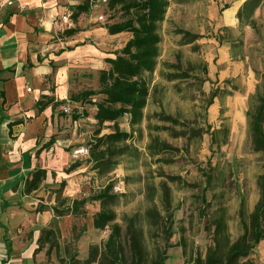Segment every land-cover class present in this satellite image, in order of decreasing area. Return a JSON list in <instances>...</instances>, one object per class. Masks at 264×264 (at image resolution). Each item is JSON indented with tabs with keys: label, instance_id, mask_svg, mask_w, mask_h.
I'll list each match as a JSON object with an SVG mask.
<instances>
[{
	"label": "rangeland",
	"instance_id": "1",
	"mask_svg": "<svg viewBox=\"0 0 264 264\" xmlns=\"http://www.w3.org/2000/svg\"><path fill=\"white\" fill-rule=\"evenodd\" d=\"M89 1L92 2L90 10L82 13L77 23L72 20L71 27L77 25L81 29L77 37L64 36L63 31L69 27L62 26L53 38L57 42L71 38L73 46L64 42L63 50L66 51L62 62L65 69L61 71V78L69 85L68 94L62 101L54 102V120L49 129L38 133L40 139L36 146L39 149L35 152L45 153L36 167L44 166L49 174L48 181L45 177L39 188L44 187L47 201H50L40 204L50 208L64 197L81 198L112 181L120 186L118 191L112 188L118 194L113 206L117 221L122 222L124 214L137 213L145 246L152 255L154 246H162L163 241L150 237L144 213L153 205L164 213L162 184H165L174 221L170 242L180 245L168 248L164 264H193V258L198 254L203 257L212 245L205 228L218 208H224L228 232L231 239H235L241 233L238 215L241 200L245 201L247 215L259 196L256 181L262 172L263 155L253 149L247 111L254 110L259 95L264 93V0H252L244 7L245 0H242L237 9L242 7V21L239 22L236 12L237 29H224L222 34L215 30L208 7L211 0H171V7L159 24L161 41L155 68L144 74L150 94L143 109V120L130 140L136 151L120 156L119 165L109 173L98 174L93 170L94 173L80 181L82 175L92 170L86 169L77 173L74 182L76 171H67V168L76 160L80 162L77 170L90 165L87 162L89 154L77 157L75 149L84 145L89 151L88 141L93 138L97 124L93 118L95 106L73 101L71 95L84 89L98 90L99 70L109 66L104 58L114 56L127 40L123 33L109 34L102 26L117 20L119 13L109 9L102 0ZM225 4L229 5L222 2L218 6V15ZM72 9L70 6L67 11ZM99 15L103 19L99 20ZM247 22L252 24L246 25ZM185 31L198 37L188 36L183 33ZM223 42L228 50L218 49L217 43ZM214 88L220 90L219 95L208 105ZM26 90L29 94L33 90L29 96H39L34 84ZM29 96L22 99V106H32ZM101 97V94L94 95L92 100ZM83 109L88 115L73 120L71 116ZM40 118L34 120L35 128L44 117ZM118 122L120 128L130 129L125 116ZM111 130V124L106 122L100 134ZM153 138L167 144L158 154H150L148 149ZM49 140L52 143L44 150ZM61 180L65 183L60 187ZM85 207V215L57 217L58 256L53 249L47 260L45 245L34 261L27 260L25 246L22 247L21 239L16 237L7 264H60L59 257L67 262L72 254L81 260L86 258L91 245L104 243L108 229L92 227V213L98 209L96 202ZM59 208L64 207L59 205ZM31 237V232H25L23 243ZM7 240H3L6 247ZM5 252L2 248V258L6 257ZM252 254L258 255L264 264V240L249 255L250 259L257 260Z\"/></svg>",
	"mask_w": 264,
	"mask_h": 264
},
{
	"label": "trees",
	"instance_id": "2",
	"mask_svg": "<svg viewBox=\"0 0 264 264\" xmlns=\"http://www.w3.org/2000/svg\"><path fill=\"white\" fill-rule=\"evenodd\" d=\"M250 1L252 0H245L242 7ZM103 3L109 9L119 13V16L117 20L106 22L102 26L109 34L126 32L129 34V38L122 48L114 53V56L104 58L109 66L99 70L98 90L84 89L71 95L73 101H79L81 104L88 102L95 106L93 118L97 128L93 132V138L88 141L87 162L90 163V168L98 174L109 173L119 165L118 158L120 156L136 151L130 140L134 137V130L140 126L143 120V109L150 94L149 83L144 74L152 72L155 68L161 41L159 24L165 17L169 0H105ZM91 6L92 2L89 0L71 6L73 8L70 14L71 19L77 23L79 16L90 10ZM223 7L226 8L228 5L225 4ZM242 7L236 13L239 22L242 21ZM245 24L251 25L252 22ZM79 31L81 29L75 25L65 29L63 35L71 37ZM183 33L194 38L198 37L188 31ZM203 67L206 72V65L204 64ZM219 92L220 90L217 88L211 91L208 105L212 104L213 98L218 96ZM98 94L102 95L101 99L92 100V96ZM0 96L2 97L0 102L1 122L4 119L3 91H0ZM54 102H56L54 96L42 94L36 100L35 107L40 113L48 106L54 109ZM87 115V110L83 109L71 117L73 120H78ZM124 116L130 129H122L119 126L118 120ZM247 116L253 149L263 155L262 172L256 181L259 191L258 199L252 211L247 215L245 201L241 200L238 211L241 233L235 239H231L228 232L224 208H218L205 228L210 234L212 245L207 248L203 257L199 254L196 255L192 260L193 264H258L255 260L250 259L249 255L264 239V93L259 95L254 110L247 111ZM165 119L174 121L170 116H165ZM106 122L111 124L112 130L100 134L101 128ZM16 123L19 121L9 123V126ZM51 143L49 140L43 147H48ZM165 147L167 144L158 138H153V142L148 145L150 154H158ZM79 165L80 162L76 160L69 165L67 171H71ZM45 177L46 170L44 168H34L24 179L23 192L29 194L37 190ZM64 183L62 180L60 187ZM113 184L112 181H109L97 191H91L87 196L64 197L57 204L50 206L53 218L48 226L40 230L32 257L34 258L45 245L47 247L44 254L47 260L50 259L53 249L58 256L57 217L64 214L85 215L87 213L85 205L96 202L98 209L92 213V227L97 230L108 229L107 238L100 246L91 245L86 258L81 260L72 254L66 262L62 257H59L60 264H164L168 258V248L180 245L170 242L174 234V221L168 199V187L162 184L164 213L154 205L147 208L144 213L150 237L161 238L163 241L162 246L160 244L154 246V252L151 255L145 246L143 228L139 223L138 214H124L121 218L122 222L117 221L113 206L116 204L118 194L112 191ZM59 205L64 208L60 209ZM46 208H48L46 205L38 203L36 211H43ZM11 248L9 243L6 247V257L1 259V264H7Z\"/></svg>",
	"mask_w": 264,
	"mask_h": 264
},
{
	"label": "crops",
	"instance_id": "3",
	"mask_svg": "<svg viewBox=\"0 0 264 264\" xmlns=\"http://www.w3.org/2000/svg\"><path fill=\"white\" fill-rule=\"evenodd\" d=\"M12 1L13 3L9 5L2 4L4 0H0V91L4 92V119L0 122V264L2 248L6 249V243H3V240L8 238L7 243H10L13 248L16 237L21 239L22 247L25 246L26 259L32 258L34 261L32 252L36 247V239L40 230L48 226L53 218L51 208L36 211L38 203L50 202L47 201L44 187L25 194L23 185L28 173L36 168L45 153V151L35 152L36 148L39 149L36 146L37 140L40 139L38 133L48 130L49 124H52L54 120L53 109L50 106L39 113L35 102L42 94L54 96L56 102L63 100L68 94L69 85L66 79L65 82L61 78V71L65 69L62 61L66 50L63 48L64 42L68 46L73 44L71 38L58 42L53 39L59 30L57 22L59 16L70 6L81 2V0ZM176 1L178 0L173 2ZM211 2L208 7L213 17L215 30L222 34L224 29H237L238 20L234 18V14L242 0H211ZM222 2H228L229 5L218 15V6H221ZM171 3L172 1L169 0L167 11ZM21 5H24V9H20ZM229 10L232 12L228 13ZM122 35L129 38L126 32ZM72 37H77V33ZM213 39L216 40L215 37ZM217 44L219 50H228L226 42ZM55 74L57 76L54 77ZM30 84L38 87L39 96H29L33 90L29 91V94L26 87ZM15 87H17V93ZM27 95L31 98L30 108L22 106V99ZM13 107H16L15 111ZM41 116L44 118L35 128L33 122L35 119H41ZM48 117H50L49 122ZM14 121L19 123L9 126V123ZM46 148L44 147V150ZM90 166L85 165L83 169L80 168L81 170L75 167L74 182L77 180V173L91 169ZM41 168L45 169L42 165ZM92 171L82 175L79 180L88 178V174L94 173ZM48 175L47 171L46 182ZM25 232H31L32 237L23 243L22 236ZM254 256L257 258L255 262L261 264L260 257ZM41 257L43 259V256Z\"/></svg>",
	"mask_w": 264,
	"mask_h": 264
},
{
	"label": "built area",
	"instance_id": "4",
	"mask_svg": "<svg viewBox=\"0 0 264 264\" xmlns=\"http://www.w3.org/2000/svg\"><path fill=\"white\" fill-rule=\"evenodd\" d=\"M103 1H105V0H103ZM13 3V1L12 0H4V2L2 3V4H12ZM20 9H24V5H21L20 6ZM71 12H69V11H66V12H64V13H62L61 15H60V18H59V20L60 21H58L57 22V27L60 29L62 26L63 27H71V25L73 24V21H72V19H71ZM98 19L99 20H101V19H103V16L102 15H99L98 16ZM75 154L77 155V157L78 156H83V155H88V148L86 147V146H84V145H82V146H79V147H77L76 149H75ZM113 188H114V190L115 191H118V190H120V186H118L117 184H115L114 186H113Z\"/></svg>",
	"mask_w": 264,
	"mask_h": 264
}]
</instances>
